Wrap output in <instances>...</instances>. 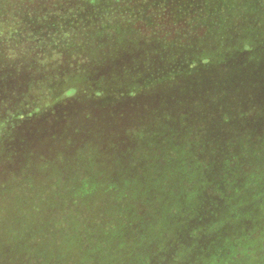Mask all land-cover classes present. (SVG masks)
Listing matches in <instances>:
<instances>
[{"label":"trees","instance_id":"1","mask_svg":"<svg viewBox=\"0 0 264 264\" xmlns=\"http://www.w3.org/2000/svg\"><path fill=\"white\" fill-rule=\"evenodd\" d=\"M13 2L0 0V223L11 218L0 264H264V0H144L147 29L126 16L133 36L113 44L143 45L149 32L157 48L127 56L140 65L130 74L115 64L101 81L64 90L26 86L20 74L46 77L66 51L55 42L77 28L64 24L71 31L47 41L40 25L52 17L41 9L58 4L28 0L37 9L18 19ZM76 4L56 19L79 23ZM171 36L175 51L164 50ZM205 38L215 45L201 48ZM108 45L88 43L87 56L106 59ZM38 49L41 62L22 70L18 58ZM83 86L96 90L86 102L120 98L136 115L80 134L72 108ZM61 199L70 216L59 214Z\"/></svg>","mask_w":264,"mask_h":264},{"label":"rangeland","instance_id":"2","mask_svg":"<svg viewBox=\"0 0 264 264\" xmlns=\"http://www.w3.org/2000/svg\"><path fill=\"white\" fill-rule=\"evenodd\" d=\"M37 1L40 3L42 7L48 0H37ZM50 1L56 2L58 4V7H52L47 11L41 9L48 17H52L46 21H43V24L40 25V27H42L41 34L44 35V39L47 38L46 40L48 41L49 33L52 34L54 38H57L59 34H62L65 31L70 32L71 30L65 28L64 24H69L70 26L76 27L77 33L75 36L73 35L74 37L67 35L63 40H58L55 42V43H59V42L63 43L64 45L63 48H66V51H64V55L61 56V58H58V60H52L50 63L45 65L46 67L47 65H52L50 68L47 67L48 75L46 77H44V72H42L41 69H39L38 72H31L25 75L24 73L20 74L22 81L26 86L29 84L34 87H40L41 85H44V83L47 82L50 86L56 85L57 89L61 86H64L65 88L59 89V90H64L66 88H69L71 85L82 84L87 79L90 78H97L96 81H101L103 76H108V67H111L115 64H120L123 66L127 65L126 68H123V72L126 74H130L135 70L136 67H139L140 65L139 62H134L131 65H128L125 61V58L127 56L131 55L132 53L139 56L150 55L151 51L157 48V43L155 44L151 43L154 42V39L150 38L152 35L149 32H147L148 34L143 36L145 38L144 40L147 41L152 40L149 43H143V45H139L137 38H134L131 41V43H128V46H123V43L121 42L113 44L115 41H117L116 38L118 37H128L130 35L128 37L130 39L133 36L132 35L133 31L132 33H130L131 27L129 26L128 20L123 19L126 16L128 17L134 15L135 19L137 20V27L143 25V28L147 29L145 21L144 23L142 21V18L146 17L147 15V10H145L144 8V0H138L136 3H134L136 5V9H135V5L133 6L131 4H128L130 1H127L126 2L127 4H122V3H113L110 2L109 0H96L97 4L92 7H88L85 4L86 0H50ZM75 2H78V4L72 7V11L73 14L78 15L79 23L77 22L72 23L69 20L65 22L61 20L58 21L56 18L61 16V14H65V10L70 8V7L61 8L62 5L63 4L72 5ZM100 2L102 3L100 4ZM31 6L32 4L28 2V0H14L13 4L10 6L8 14L15 16L18 19L22 18L28 12L37 9ZM71 15L72 14L69 13L66 19H70V17L68 16ZM19 37H21V34H18L16 39L14 38L12 41L16 44V46H17L16 42H21L20 40L21 38L18 39ZM37 42L42 43L41 40H37ZM102 42L109 45L113 44L110 46V51L106 55V59H103V55L92 56L91 53L87 56V53L90 50L89 47L87 46L88 43H102ZM212 42L213 40H207L205 38L204 45L201 48L215 45ZM26 43L23 44L25 48L27 47ZM170 43H173L172 36L166 42L163 43L161 48L166 50L170 45H172L173 47L171 48L173 51H175L174 44H170ZM190 45H195V43H190L189 46ZM120 48L125 49V54H122L121 57L117 55V52ZM178 48H179L178 53L181 52L183 53L185 51L183 47L178 46ZM191 51H193V49H190L189 47V52ZM207 52L212 54L216 53L215 51H207ZM42 57L44 56L41 53H39V49H38L35 52L33 58L29 57L24 60L23 59L19 60L18 58V62L23 70L22 65L24 63L28 64L30 62H33V59L36 63H39L41 62ZM149 61L151 62V60ZM73 64H74V68L72 69L71 66ZM40 65L42 66V63ZM248 68H249V64L247 63H243L241 66L238 67L240 71L246 72V74L240 75V77H245V79L240 81V84L244 86L249 85L248 77H247ZM42 70L45 71V68ZM72 70L75 72H73ZM232 73L233 72L229 73L230 80L232 77ZM23 82H22V86H23ZM21 88H17L16 89L17 92H19ZM95 91L96 90L93 87L83 86L79 92L81 95H83L82 97H80L81 102L80 104H78V106L76 105L75 107L72 108L75 115L74 119L78 120V122L84 126L83 130L77 129V131L80 134L81 133L86 134V131L88 130L86 126L89 123L95 126L93 128V132L98 134L99 130H101L102 132L105 133L110 130V125L118 118L120 119L122 118V120H129L132 115V112H133V118L136 115L134 114V110H132L131 112L130 108L124 103H122V100L120 98H118L117 100L103 99L101 102H97V103L86 102V98L91 97L92 93ZM25 95L30 97L29 94H25ZM63 95L64 94H62L61 96ZM30 100L31 98L29 99V101ZM147 101L148 98L143 100V102L145 103H147ZM19 102L20 100L16 101L15 103L21 104L22 106V103ZM41 104H43V100L38 101L36 105H34V108L36 106L38 107ZM138 107L145 108L144 106H138ZM34 108L32 107V110ZM125 109H127V111H125ZM123 111H125V113L119 115V113ZM142 120H144L143 117ZM124 128H126L125 125ZM118 139L119 138H117L116 140ZM67 189L69 192L72 190V188H68V187ZM57 204H58V209H60L61 211L63 210V212H59L60 215H64L66 213L68 216H70L73 204H67L64 201V199H61L59 202H57ZM7 215L8 218L1 220L0 223L1 229L7 227V225L11 222L10 214L8 213ZM26 229H27V223H25V226L21 225V230H26Z\"/></svg>","mask_w":264,"mask_h":264}]
</instances>
